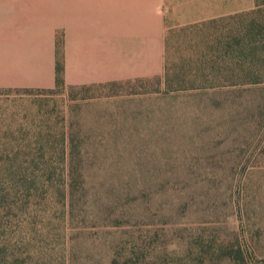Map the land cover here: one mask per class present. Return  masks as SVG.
<instances>
[{"label":"rangeland","instance_id":"1","mask_svg":"<svg viewBox=\"0 0 264 264\" xmlns=\"http://www.w3.org/2000/svg\"><path fill=\"white\" fill-rule=\"evenodd\" d=\"M195 40L177 38L162 84L0 89V145L24 151L0 163V264H230L206 250L247 240L264 264V168L243 164L237 126L251 91L205 79Z\"/></svg>","mask_w":264,"mask_h":264},{"label":"crops","instance_id":"2","mask_svg":"<svg viewBox=\"0 0 264 264\" xmlns=\"http://www.w3.org/2000/svg\"><path fill=\"white\" fill-rule=\"evenodd\" d=\"M252 1L0 0V89L52 88L57 60L64 86L162 84L177 38L206 52L211 22L217 34L219 19Z\"/></svg>","mask_w":264,"mask_h":264},{"label":"trees","instance_id":"3","mask_svg":"<svg viewBox=\"0 0 264 264\" xmlns=\"http://www.w3.org/2000/svg\"><path fill=\"white\" fill-rule=\"evenodd\" d=\"M211 23H213L211 25L214 30V35L206 52L198 54V58L203 60L199 61L198 59V61L201 62L199 65L200 70H205L203 75L205 79L212 78L214 75L219 77L221 83L217 85L224 89L225 92L230 91L229 89L234 90V88L241 92H244L246 89L251 91V98L249 100L250 113L240 116L239 119H237V126L240 127L239 136L243 138L242 143H245L244 154L246 153V155H244L243 164L249 162L252 164L251 169H263L264 3H255L254 7L249 10L225 15L217 22V34H215V22L212 21ZM55 46L56 53H58V41H56ZM204 61L206 63L209 62V66H206ZM201 64L203 65L201 66ZM217 85L205 84L206 87H214ZM62 86L64 85L61 79V67L57 60L55 63L53 88H60ZM0 137L6 139V141L10 139L7 131H3ZM71 149L68 148L67 150L69 156L72 152ZM32 150L34 158H42L43 148L41 145L34 146ZM62 151L64 155L66 151L64 149H62L61 152ZM17 153L23 154L24 151H20V149L13 150L6 144L0 145V163H9ZM69 170L70 169L67 168L68 172ZM5 182H7V185L5 184L4 186L5 188L2 189L0 187V210L4 209L6 206L5 198H7L8 180ZM42 183L46 184V180L42 181ZM38 184L41 183L34 180L33 177L28 181H24L23 186L25 185L24 189L27 195H30L29 193L32 191H36L38 189ZM62 184L63 198L65 201L64 207L66 212L69 213L72 208L74 194L77 191L76 187L78 186V182L68 176ZM48 185H50L49 180H47V186ZM206 252L210 255H222L230 264H253V260H255L257 255L255 245L248 240L242 243L220 241L209 247ZM208 261H211V259ZM112 262L115 264V259H113ZM199 262L204 264L202 259L199 260Z\"/></svg>","mask_w":264,"mask_h":264}]
</instances>
